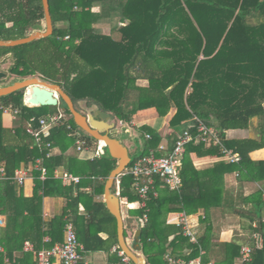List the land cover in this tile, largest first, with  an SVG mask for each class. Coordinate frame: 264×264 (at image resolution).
Instances as JSON below:
<instances>
[{"label":"trees","instance_id":"1","mask_svg":"<svg viewBox=\"0 0 264 264\" xmlns=\"http://www.w3.org/2000/svg\"><path fill=\"white\" fill-rule=\"evenodd\" d=\"M49 3L54 25L51 37L15 48L0 47V60H12V75L23 79L40 77L59 85L81 114L86 115L81 108L84 103L90 110L113 115L119 124L130 125L144 110L154 108L160 118H165L176 109L170 122L172 128L183 132L192 127L196 135L200 120L216 130L224 146L241 158L238 164L220 161L209 169L198 170L193 155L220 158V150L202 142L190 143L179 171L180 191H171L158 181L148 196L146 209L140 207L134 178L120 177V200L129 215L138 219L132 233L135 237L140 230L139 253L146 263L168 264V254L189 261L203 253L204 264L211 260L234 264L242 244L247 242L253 248V260L248 264H264V190L256 185L264 181V161L254 162L250 157L264 150V0H239V7L226 9L228 18L205 19L209 25L189 15L184 6L178 17H164L163 5L167 3L160 0ZM203 4L198 3L201 9ZM113 16L119 18L120 24H127L117 26L114 34L102 33L97 24ZM221 22L223 25H219ZM43 23L42 0H0V40L27 38L35 25ZM140 80L149 81V87L139 86ZM24 97L25 91L0 97V166L6 171L5 179L0 180V215L6 218L5 227H0V264H6V260L11 264H38L35 255L24 250L25 243L33 244L37 252L62 245L70 222L83 247L82 257L104 253L110 264H134L120 255L123 252L117 220L104 201L106 182L118 161L111 158L107 147L106 155L94 160L65 155L71 149L72 138L67 126L80 128L63 101L59 105L62 103L68 119L52 130V157L47 158L49 150L40 149L24 126L33 117L51 115L44 111L49 107H27ZM9 106L21 111L13 129L3 126V110ZM254 120L259 122L255 138H228L229 131L248 130ZM144 129L152 140L142 156L157 151L162 141L157 131ZM83 134L88 146L95 149L99 142L84 131ZM175 140L168 146L170 149ZM57 147H62L60 156L55 153ZM39 159L44 160L47 178L42 181L40 172L34 173L35 193L28 200L19 196L15 174L21 167L34 166ZM61 168L80 177V184L64 186L62 180L55 178V171ZM235 173L240 182L251 185L247 195L225 193L224 177ZM113 193H117L116 183ZM56 196L67 198V210L47 221L44 198ZM213 205L231 208L247 222V237L236 236L231 243L220 246L225 255L222 262L214 257L218 245L212 244L210 238ZM193 210L205 214V219H201L204 234L196 232L198 244L184 237L181 227L168 223L170 214L192 215Z\"/></svg>","mask_w":264,"mask_h":264},{"label":"built area","instance_id":"2","mask_svg":"<svg viewBox=\"0 0 264 264\" xmlns=\"http://www.w3.org/2000/svg\"><path fill=\"white\" fill-rule=\"evenodd\" d=\"M66 39H69L68 37ZM24 104L27 107H32L29 103L24 100ZM4 114L12 115L13 120L19 119L21 111L9 106L5 108ZM67 116L64 112H57L46 117L36 118L33 117L27 120L25 123L26 132L35 138L36 144L40 149H47L49 153L46 155L47 158L52 157V142L49 141L52 130L58 127L60 124L67 122ZM120 125L124 123L120 122ZM67 129L69 135L76 139V150L78 153H90V159L101 158L104 155L106 145L99 142L95 149L88 146L87 141L84 138L83 131L80 129H74L68 125ZM192 127L181 132L174 142L173 147L170 149L167 145H160L158 150H151L147 155H140L131 159V163L127 169L122 173L120 177L131 176L134 178L135 184L134 189L138 194L141 203L140 207L143 209L147 208L146 201L151 192L155 191L156 184L161 181L171 191H180L182 187V181L179 175L180 168L182 166V160L184 158L186 147L192 143H205L210 146L213 145L218 147L221 154V159L228 164H238L241 161L239 155L235 154L233 150H230L224 146L219 134L213 128L208 127L204 122L198 120L197 134L192 133ZM147 139H151L150 135L146 136ZM158 152L163 155H158ZM43 159L37 160L34 166L28 168H21L16 171L14 181L20 186H24L30 173L35 170L40 171L42 181L47 178V169L43 166ZM6 171L5 168L0 166V179H5ZM120 177L116 181L117 193L120 197ZM55 178L62 180L63 183H73L75 185L80 184L81 178L74 176L66 171H56ZM155 195H157L155 193ZM147 221V218L145 217ZM3 225V221L0 219V226ZM183 229L184 237L188 238L192 244H198L196 233L193 231V227L190 224V220L187 214L180 216V221L177 224ZM257 238V236H255ZM82 246L78 240V234L73 223H68L65 227V241L62 245H57L52 249H43L39 252L35 251L33 244L26 242L24 250L29 253L36 255L38 264H82L83 257L81 256L80 250ZM123 256V253L121 254ZM203 255V253H202ZM202 255L196 259L186 261L184 259H176L170 254L166 255L168 264H204ZM240 260L242 264H248L253 260V248L250 245H245L241 249ZM127 261V259H124ZM6 264H11L9 260H6ZM84 264H89L84 262ZM212 264V263H208Z\"/></svg>","mask_w":264,"mask_h":264},{"label":"crops","instance_id":"3","mask_svg":"<svg viewBox=\"0 0 264 264\" xmlns=\"http://www.w3.org/2000/svg\"><path fill=\"white\" fill-rule=\"evenodd\" d=\"M167 3L166 8L165 4L163 5L164 9L162 12V15L167 18H172L176 17L178 14L182 12L183 6L189 13V15L194 16V17H199L203 23L205 22V19H226L229 17L228 14H226V9L238 6L239 7V0H160L162 3ZM204 2L203 9L200 8L198 3ZM190 3V5H188ZM169 4V5H168ZM191 7V8H190ZM193 11V14L191 10ZM98 11V9H96ZM225 11V12H224ZM225 13V14H224ZM182 18L184 19L185 14H181ZM178 17V16H177ZM109 22V23H107ZM127 24V23H126ZM126 24H120V20L117 16H113L111 20L106 21V24L103 23L102 25L105 27V32L108 34H114L115 30L117 29V26L120 25H126ZM208 24V23H206ZM209 25V24H208ZM219 25H223V22L219 23ZM110 29V33L108 30ZM118 30V29H117ZM116 34L115 36H117ZM138 85L144 88L149 87V81L147 80H140L138 82ZM176 109L171 110L170 117L166 116L165 118H160L156 109H148L139 112L133 122L130 125H123L126 129V134L127 138L129 139H136V131L137 130H145L144 127H150L153 130L157 131L158 135L162 138L161 144L160 145H167L171 146L172 141L181 133V131H178L174 128L171 127L170 122L173 119V117L176 114ZM17 120H13L12 115H6L3 114V126L6 129H13L15 128V125L17 124ZM239 131H247L246 136H240ZM250 129L248 130H232L228 132V138L229 139H245V138H255L251 136V133L249 134ZM145 134L150 135V133L146 132ZM249 135V136H248ZM151 136V135H150ZM151 139H147L145 137V142L138 144V147L136 149V157L142 155L143 151H145L146 146L148 145L149 141ZM150 147V146H149ZM62 148V147H61ZM60 147H57L55 153L57 156H60L62 154ZM70 149L66 152L65 155L69 156L70 155ZM104 155L105 150H104ZM252 161L254 162H262L264 161V150L256 151L250 155ZM88 159V158H86ZM132 159V158H131ZM193 163L198 170H205L213 167L216 163L223 161L220 158H199L195 155L192 156ZM24 168V167H21ZM20 168V169H21ZM33 171L30 173L28 179L26 180V183L24 186H20L16 181H14L16 185L17 192L20 195H22L25 199H31L34 196L35 193V172H40L38 170H35L34 167ZM59 172L65 171L64 168H61L57 170ZM56 172V171H55ZM41 174V173H40ZM41 177V175H40ZM2 180V179H0ZM67 184L64 183V186H67ZM75 185V184H74ZM257 187H259L261 190H264V181L262 184H256ZM224 191L225 193H230L234 195H239L242 193H246V195L251 191V185L242 183L238 180V174H226L224 177ZM67 204L68 200L67 198L64 197H46L44 198L43 201V213H44V219L49 221L54 219L55 217L61 216L66 212L67 210ZM20 207V204H18ZM127 209V208H126ZM81 213L84 214L85 209L83 206L80 208ZM129 212V210H127ZM211 213L209 215L210 218V226L212 228V233L210 234V238L212 241V244L218 245V251L216 253V256H214L217 260L224 261V253L222 252V248L220 247L222 244H229L231 243L236 236L237 237H243L246 236V231L244 225L247 226V222L241 218V216L234 214L233 210L228 207H222L221 206H215L213 205L211 207ZM123 213V212H122ZM192 215H188L190 224L193 227V231L196 233L198 232L199 235L204 234L205 227L202 226L201 219H205V214L201 210H193ZM184 213H179V214H170L168 216V223L177 225L178 222L180 221V216ZM124 216V213H123ZM131 217L129 214L124 216V218ZM264 218V216H263ZM0 219L3 221V225L0 227H5V221L6 218L5 216L0 215ZM135 219V218H134ZM72 223V222H70ZM138 219H135L134 223L132 224V229L137 225ZM178 226V225H177ZM202 226V227H201ZM130 229V230H132ZM135 230V229H134ZM247 237V236H246ZM48 238H46V241ZM127 242L129 244V239H127ZM61 245V244H58ZM130 245V244H129ZM247 244H242V247ZM57 246V245H56ZM240 248V253L241 249ZM83 248V247H82ZM95 254V253H94ZM104 254V253H102ZM35 255V254H34ZM88 254H85L83 256V262H87L88 259ZM121 255V254H120ZM36 257V255H35ZM240 255L238 258L235 259L234 264H242L240 260ZM37 258V257H36ZM106 259L109 263V257L106 256ZM89 263V262H87ZM209 263L216 264L215 260H211ZM55 264H59L58 262H55Z\"/></svg>","mask_w":264,"mask_h":264},{"label":"water","instance_id":"4","mask_svg":"<svg viewBox=\"0 0 264 264\" xmlns=\"http://www.w3.org/2000/svg\"><path fill=\"white\" fill-rule=\"evenodd\" d=\"M45 12V25L38 24L33 27L34 32L27 38L19 40H0L1 48H15L30 44L34 41L51 37L54 33V25L51 15L49 0H42ZM6 73L0 72V80L5 79ZM19 91H25L24 100L32 107H56L63 101L71 112L76 125L96 141L105 143L109 155L118 161L105 185L104 201L107 209L117 220V232L119 247L123 254L134 264H147L144 257L139 254V235L136 232L135 245L131 247L125 237L126 230L132 229L135 219L124 218L120 197L113 193L117 179L131 163L129 149L117 138H112L110 133L116 128V119L113 115L102 112L98 109L93 114L83 115L77 111L71 97L56 84L41 81L38 78L17 81L13 85L0 87V97L12 95ZM29 97V99H27Z\"/></svg>","mask_w":264,"mask_h":264},{"label":"rangeland","instance_id":"5","mask_svg":"<svg viewBox=\"0 0 264 264\" xmlns=\"http://www.w3.org/2000/svg\"><path fill=\"white\" fill-rule=\"evenodd\" d=\"M103 23L106 24V22H102L100 24H97V26L102 33H106L105 27L102 25ZM107 23H109V22H107ZM43 24L45 25V23H43ZM109 31H110V29L108 30V32ZM106 34H108V33H106ZM11 64H12L11 58H6V59L0 60V72H4L7 74L5 79L0 80V87L13 85L17 81L26 80V79H23L21 77L12 75L9 72V67L11 66ZM34 78H38L39 80L43 81L40 77H34ZM27 79H31V77L27 78ZM81 108H82V111L84 112V114H86V115L93 114V112L95 111V110L93 111V110L88 109L84 103H81ZM44 111L48 114H56L57 112H64V107L61 103L59 106H56V107L45 108ZM168 116L170 117V114ZM258 123H259L258 120H254L252 123V126L250 127L249 134L251 133L252 137H256V128L258 126ZM238 133L240 136H246L248 134L247 131H239ZM125 134H126V129L124 127H122V125H120L119 123H116V128L111 131L110 136L112 138H117L125 146H127V148L129 149V153H130L131 158L134 159L137 156L136 155V149L138 147V144L145 142V137H146L145 130H141V131L137 130L136 135H135L136 139H129V138H127V136H125ZM70 142H71L70 143L71 149L69 152L70 155L75 156V157L79 158L80 160H85L86 158H90V156H91L90 153H86V152L78 153L77 152V150L75 149L76 148L75 147V144H76L75 138H73V139L71 138ZM105 153H106V150H105ZM122 212L124 213V216L129 214L127 209H126V206L124 204L122 205ZM134 228L132 230L127 231L128 235H129V244L131 247H134V244H135L134 243L135 237L133 236V233H132L135 231ZM139 254L142 257H144L141 252ZM87 256H88L87 262H89V264H108V261L106 259L105 254L95 253V254H88Z\"/></svg>","mask_w":264,"mask_h":264},{"label":"bare ground","instance_id":"6","mask_svg":"<svg viewBox=\"0 0 264 264\" xmlns=\"http://www.w3.org/2000/svg\"><path fill=\"white\" fill-rule=\"evenodd\" d=\"M28 98V97H27ZM103 144L105 145V143L103 142Z\"/></svg>","mask_w":264,"mask_h":264}]
</instances>
